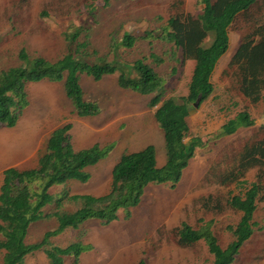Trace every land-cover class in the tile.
Returning <instances> with one entry per match:
<instances>
[{
    "label": "rangeland",
    "instance_id": "1",
    "mask_svg": "<svg viewBox=\"0 0 264 264\" xmlns=\"http://www.w3.org/2000/svg\"><path fill=\"white\" fill-rule=\"evenodd\" d=\"M175 0H0V71L19 65L17 55L25 50L30 57L55 62L63 56L64 34L79 25L81 13L91 5L97 7L94 24L81 34L79 41L87 42L97 57L133 63L144 59L165 79V98L187 95L194 69L193 61L182 62L181 52L171 44L159 40L142 39L145 32L165 27L171 16L170 5ZM186 20L195 18L202 9L200 0H179ZM264 18V17H263ZM248 24L240 31L229 33L230 47L218 62L212 75L213 94L187 118L190 134L208 142L196 151L195 157L183 171L175 188L170 183L148 185L140 205L130 210V218L120 212L118 220L102 225L92 220L77 230H67L53 237L51 245L65 247L80 242L88 249L78 264H212L213 258L203 242L193 247L178 245L177 231L182 223L197 229L212 222V230L222 249L232 241L227 227L235 226L240 215L231 210L227 201L230 193L237 195L243 188L237 183L223 185L226 176L238 171V155L248 143L264 139V100L253 94L256 79L264 71L263 20L258 30L242 36ZM124 33L136 38L132 48L117 47ZM210 43V39L208 40ZM174 57H173V54ZM165 60L152 64L150 55ZM93 59V56L92 58ZM243 64L244 90L235 77V67ZM230 68L225 74L227 68ZM119 74L105 77L100 82L82 76L81 87L85 99L97 101L101 114L95 118H79L72 112L71 102L63 90V83L40 81L28 83V105L13 128L0 127V185L2 172L8 168L32 169L44 152L52 131L71 124V143L76 151L93 145H113V149L96 166L87 168L86 183L71 181L51 188L56 200L65 194H106L110 174L119 159L129 153L153 146L157 166L165 162L163 135L154 120V109L149 108L152 96H140L119 88ZM248 113L255 125L219 139L213 135L228 120L239 113ZM261 178L263 192L254 214L256 227L251 239L241 248L233 264H264V164L245 171L248 184ZM47 206L46 214L55 211ZM76 206L64 202L61 209L73 212ZM57 211V206H56ZM54 218L43 219L32 225L26 244L39 242L46 232L55 230ZM2 254H0V263ZM24 264H49L42 251L25 259ZM64 264H74L65 260Z\"/></svg>",
    "mask_w": 264,
    "mask_h": 264
},
{
    "label": "trees",
    "instance_id": "2",
    "mask_svg": "<svg viewBox=\"0 0 264 264\" xmlns=\"http://www.w3.org/2000/svg\"><path fill=\"white\" fill-rule=\"evenodd\" d=\"M111 0H104L107 6ZM201 12L190 20L182 13V2L175 0L170 5L171 16L165 27L155 32H145L142 39L159 40L171 44L179 50L182 62L193 61L194 69L188 85L187 95L165 98V79L162 78L144 59L125 63L117 59L107 60L97 57L87 42H80V36L94 24L95 5L79 18V25L73 26L64 34L65 49L63 56L55 62L43 58L30 59L25 50L17 55L19 65L0 71V127L13 128L28 105L26 86L28 83L49 81L63 83L64 94L71 102L72 112L79 118H95L101 114L97 101L85 99L80 81L82 76L100 82L105 77L118 73L119 88L140 96H152L149 108L154 109V120L162 132L165 162L157 166L156 152L153 146L141 151L123 155L114 165L110 174L109 190L106 194L91 195L65 194L56 200L50 193L51 188L71 181L86 183L89 174L87 168L96 166L113 149L109 144L104 147L93 145L76 151L69 135L71 124L52 131L45 143L44 152L38 157L36 167L32 169L8 168L2 172L0 185V264H24L25 259L42 251L49 264H64L71 260L78 264L88 246L80 242L65 247L52 246L53 237L67 230H77L81 225L95 220L108 225L118 220L120 212L125 219L130 218V210L138 207L144 190L148 185L170 183L175 188L182 178L183 171L195 157L198 149L207 146L200 138L193 137L187 124V118L194 103L200 98V104L214 92L212 75L221 57L230 47L229 33L240 31L246 24L248 29L242 36L243 45L247 36L258 30L261 21L264 25V0H200ZM210 39V43L208 40ZM138 38L124 33L117 47L132 48ZM264 43V35L259 41ZM173 54V53H172ZM93 56V59H91ZM174 57V54H173ZM152 64L162 65L165 60L150 55ZM234 68L229 66V69ZM235 77L244 90V68H234ZM257 87L253 94L254 102L264 100V71L256 79ZM255 125L248 113H239L224 123L213 135V139L231 136L240 129ZM238 171L226 176L223 185L237 183L243 188L237 195L230 193L227 205L239 214V221L226 230L232 235V241L222 249L212 230V222L204 223L193 229L182 223L177 231L178 245L193 247L203 242L212 256V264H233L241 248L254 234L256 224L254 214L263 192L261 178L248 184L244 177L246 170L264 164V139L248 143L238 155ZM76 206L73 212L61 209L64 202ZM55 206V211L46 214L47 206ZM57 206V211H56ZM54 218L58 226L46 232L43 238L34 244H26L30 227L43 219ZM140 264H145L143 261Z\"/></svg>",
    "mask_w": 264,
    "mask_h": 264
},
{
    "label": "water",
    "instance_id": "3",
    "mask_svg": "<svg viewBox=\"0 0 264 264\" xmlns=\"http://www.w3.org/2000/svg\"><path fill=\"white\" fill-rule=\"evenodd\" d=\"M199 103H200V98H198V99L196 100V102L194 103L193 107H194V108H197L198 105H199Z\"/></svg>",
    "mask_w": 264,
    "mask_h": 264
}]
</instances>
